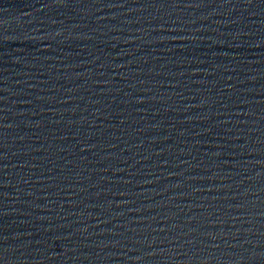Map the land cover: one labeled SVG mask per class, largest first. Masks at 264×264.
<instances>
[{"label": "water", "instance_id": "95a60500", "mask_svg": "<svg viewBox=\"0 0 264 264\" xmlns=\"http://www.w3.org/2000/svg\"><path fill=\"white\" fill-rule=\"evenodd\" d=\"M0 264H264V0H0Z\"/></svg>", "mask_w": 264, "mask_h": 264}, {"label": "snow or ice", "instance_id": "6c2138e0", "mask_svg": "<svg viewBox=\"0 0 264 264\" xmlns=\"http://www.w3.org/2000/svg\"><path fill=\"white\" fill-rule=\"evenodd\" d=\"M249 2H250V0H249ZM2 153H0V157H2ZM2 251H3V249H0V253H2Z\"/></svg>", "mask_w": 264, "mask_h": 264}]
</instances>
